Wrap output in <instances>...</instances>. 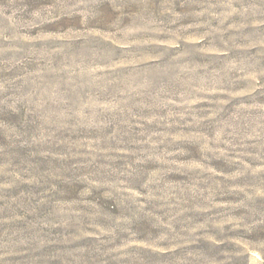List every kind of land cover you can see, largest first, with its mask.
<instances>
[{
  "label": "rangeland",
  "instance_id": "rangeland-1",
  "mask_svg": "<svg viewBox=\"0 0 264 264\" xmlns=\"http://www.w3.org/2000/svg\"><path fill=\"white\" fill-rule=\"evenodd\" d=\"M0 264H264V0H0Z\"/></svg>",
  "mask_w": 264,
  "mask_h": 264
}]
</instances>
